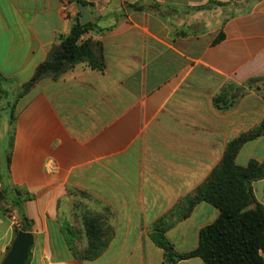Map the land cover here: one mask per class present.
Returning <instances> with one entry per match:
<instances>
[{
	"label": "crops",
	"instance_id": "crops-1",
	"mask_svg": "<svg viewBox=\"0 0 264 264\" xmlns=\"http://www.w3.org/2000/svg\"><path fill=\"white\" fill-rule=\"evenodd\" d=\"M136 4L142 9H130ZM75 22L95 26L86 39L101 43L102 69L76 64L17 102L0 189L31 197L19 210L34 236L29 264H164L152 225L206 179L230 139L264 117V0H0V80L28 83ZM229 83L241 96L220 112L212 100ZM263 159L261 136L235 162ZM252 190L264 206V179ZM73 192L95 200L113 231L93 261L72 258L60 234L74 202L91 207ZM9 202H0V262L19 227L15 209L3 214ZM218 215L200 202L166 237L190 252ZM85 243L81 235L76 245Z\"/></svg>",
	"mask_w": 264,
	"mask_h": 264
},
{
	"label": "trees",
	"instance_id": "trees-1",
	"mask_svg": "<svg viewBox=\"0 0 264 264\" xmlns=\"http://www.w3.org/2000/svg\"><path fill=\"white\" fill-rule=\"evenodd\" d=\"M152 6L158 8L156 3H152ZM130 9L141 10L142 8L136 4L130 6ZM94 28V25H81L75 22L67 35H58L57 44L51 48L47 60L37 67L28 83L18 86L12 81L0 80V83L3 82L2 86L6 88L5 92L3 91L4 95L14 97L10 124H13L15 120L14 112L17 102L27 95L42 78L57 77L79 63H84L92 69H102L99 55L101 43L90 38L86 39V35ZM222 38L223 35L220 34L213 43L219 42ZM239 90V87L231 83L224 86L212 100L214 108L220 112L233 108L241 96ZM261 136H264V117L251 130L230 139L225 145L220 162L206 179L167 214L155 221L150 229L149 238L157 248L163 251L164 264H178L192 258L200 259L203 264H264L262 257L264 255V206L256 201L252 190L254 182L264 179V159L261 162L250 160L245 167L235 162L241 147L246 142ZM5 155V166L0 173L2 178L3 175L8 174L10 162L9 152ZM0 193L5 200H10L8 204L10 208L4 209L3 214L12 212L14 209L20 214L21 204L31 198L19 189L8 185L2 187ZM73 196L89 200L91 207L74 202L73 220L62 221L60 234L72 258L78 261H93L105 252L113 231L101 221V217L97 214L101 206L95 200L83 192H73ZM200 202H205L217 209L219 215L212 223L199 230L196 249L178 253L167 239L166 232L178 221L186 219ZM18 223L19 227L13 228L14 238L19 232H31L30 222L21 214ZM81 235L86 240L83 248L76 245ZM30 256L31 252L25 264H29Z\"/></svg>",
	"mask_w": 264,
	"mask_h": 264
},
{
	"label": "water",
	"instance_id": "water-1",
	"mask_svg": "<svg viewBox=\"0 0 264 264\" xmlns=\"http://www.w3.org/2000/svg\"><path fill=\"white\" fill-rule=\"evenodd\" d=\"M2 199L0 193V201ZM33 244L34 236L31 233H17L0 264H25Z\"/></svg>",
	"mask_w": 264,
	"mask_h": 264
},
{
	"label": "rangeland",
	"instance_id": "rangeland-1",
	"mask_svg": "<svg viewBox=\"0 0 264 264\" xmlns=\"http://www.w3.org/2000/svg\"><path fill=\"white\" fill-rule=\"evenodd\" d=\"M1 89V88H0ZM11 90V88H10ZM8 90V91H10ZM3 91H0V160L1 164L4 166L6 152L8 149L9 142V125H10V113L12 111V106L14 102L13 95L6 97ZM4 201L5 197L2 195ZM9 196H7L8 198Z\"/></svg>",
	"mask_w": 264,
	"mask_h": 264
},
{
	"label": "built area",
	"instance_id": "built-area-1",
	"mask_svg": "<svg viewBox=\"0 0 264 264\" xmlns=\"http://www.w3.org/2000/svg\"><path fill=\"white\" fill-rule=\"evenodd\" d=\"M261 94H262V98H263V100H264V89L261 91ZM8 217H9L10 219L14 220V218L11 217V215H8ZM15 224H16V223H15Z\"/></svg>",
	"mask_w": 264,
	"mask_h": 264
}]
</instances>
